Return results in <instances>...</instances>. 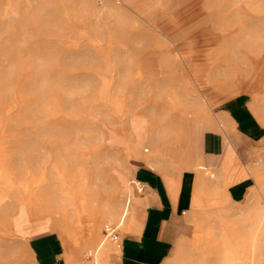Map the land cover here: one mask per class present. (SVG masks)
I'll return each mask as SVG.
<instances>
[{
	"label": "rangeland",
	"instance_id": "1",
	"mask_svg": "<svg viewBox=\"0 0 264 264\" xmlns=\"http://www.w3.org/2000/svg\"><path fill=\"white\" fill-rule=\"evenodd\" d=\"M140 166L194 175L162 264H264V0H0V264H117Z\"/></svg>",
	"mask_w": 264,
	"mask_h": 264
},
{
	"label": "crops",
	"instance_id": "2",
	"mask_svg": "<svg viewBox=\"0 0 264 264\" xmlns=\"http://www.w3.org/2000/svg\"><path fill=\"white\" fill-rule=\"evenodd\" d=\"M223 145L216 131H205L198 137V151L206 158L218 156ZM158 169L140 166L134 172V178L138 177L134 183L140 185H135L139 193L132 195L141 209L140 216L130 232L119 237L117 264H162L183 228V215L190 208V184L194 175L184 168L161 167L157 172ZM195 202L196 199L194 205ZM29 245L35 264H68L61 243L51 232L32 235Z\"/></svg>",
	"mask_w": 264,
	"mask_h": 264
},
{
	"label": "built area",
	"instance_id": "3",
	"mask_svg": "<svg viewBox=\"0 0 264 264\" xmlns=\"http://www.w3.org/2000/svg\"><path fill=\"white\" fill-rule=\"evenodd\" d=\"M96 1H100V0H96ZM103 241L104 240H108L112 243H115L117 247H119L120 245V239H119V235L115 229V227L111 226V225H105L104 229H103ZM103 243H100L99 245L101 246ZM92 256V252H89L87 254V257H91Z\"/></svg>",
	"mask_w": 264,
	"mask_h": 264
},
{
	"label": "bare ground",
	"instance_id": "4",
	"mask_svg": "<svg viewBox=\"0 0 264 264\" xmlns=\"http://www.w3.org/2000/svg\"><path fill=\"white\" fill-rule=\"evenodd\" d=\"M223 1V0H222ZM225 2H229V1H232V0H224ZM238 1H241V0H238ZM243 2H245L246 3V0H243ZM238 10H240V8L239 9H237V11ZM197 85V87L199 88V90L201 91V92H203V90H201L200 89V85H198V84H196ZM213 88V87H212ZM201 168H203L202 166H200ZM125 214H126V212H125V210H123L122 212H121V214H120V218H119V220H121V221H123V217L125 216ZM120 222V221H119ZM221 264H224V263H221ZM226 264V263H225Z\"/></svg>",
	"mask_w": 264,
	"mask_h": 264
}]
</instances>
